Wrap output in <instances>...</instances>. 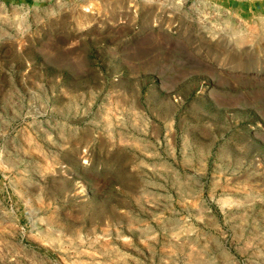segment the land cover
Listing matches in <instances>:
<instances>
[{
	"label": "rangeland",
	"instance_id": "1",
	"mask_svg": "<svg viewBox=\"0 0 264 264\" xmlns=\"http://www.w3.org/2000/svg\"><path fill=\"white\" fill-rule=\"evenodd\" d=\"M0 15V264H264V0Z\"/></svg>",
	"mask_w": 264,
	"mask_h": 264
},
{
	"label": "clouds",
	"instance_id": "2",
	"mask_svg": "<svg viewBox=\"0 0 264 264\" xmlns=\"http://www.w3.org/2000/svg\"><path fill=\"white\" fill-rule=\"evenodd\" d=\"M12 0H0V3H3V4H9L11 3ZM61 0H57V3H60ZM177 2H180V0H177ZM54 18V17H53ZM4 16L3 15H0V22H3L4 21ZM9 21L10 22H16L20 19L19 16H14V15H11L9 14V17H8ZM27 22V21H25ZM15 29L16 31L20 32V34L23 36V35H26V33H24L22 30H21V25L19 23H16L15 25Z\"/></svg>",
	"mask_w": 264,
	"mask_h": 264
}]
</instances>
